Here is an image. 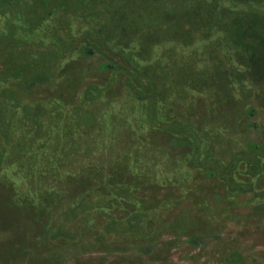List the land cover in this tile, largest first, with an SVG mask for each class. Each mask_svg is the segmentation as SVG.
Segmentation results:
<instances>
[{
  "label": "rangeland",
  "instance_id": "1",
  "mask_svg": "<svg viewBox=\"0 0 264 264\" xmlns=\"http://www.w3.org/2000/svg\"><path fill=\"white\" fill-rule=\"evenodd\" d=\"M196 2L181 43L144 29L142 0L112 29L73 8L15 21L70 55L41 85L0 84V264H264V28L237 24L264 3Z\"/></svg>",
  "mask_w": 264,
  "mask_h": 264
},
{
  "label": "trees",
  "instance_id": "2",
  "mask_svg": "<svg viewBox=\"0 0 264 264\" xmlns=\"http://www.w3.org/2000/svg\"><path fill=\"white\" fill-rule=\"evenodd\" d=\"M85 1L86 0H38L33 4H28V8H24L25 2H23V0H0V13L4 15L11 12L12 15L6 25L0 28V84H5L19 77V80H21L24 87L27 89L39 84L41 85L44 80L51 76L52 70L57 67V63L70 55V53L67 54L65 52L62 54L60 48H38L33 39L26 38L23 35V28L15 24L19 16L22 15L29 24V27H31L33 23L37 24L38 21H41L40 17L45 14L48 13L47 15L50 16L55 7L67 8V12L72 16H74V10H76L79 15H81V13H87L97 17L103 27L105 23H107L108 28L112 29L113 12L115 14V11L124 7V4L129 0H100L98 4L91 8H83L87 6ZM142 1L151 2L155 6L151 13V19L154 22L152 26L144 27V29H151L155 35L161 37L166 35L165 37L169 38L172 42L181 43L189 39L195 30L196 24L200 20L195 8L197 0ZM262 2L264 3V0H262ZM19 4L21 8H15L16 5ZM43 8L46 9L43 12L44 15L41 16L40 13ZM214 15L217 18L222 16L219 10H215ZM180 17L183 20V24L185 23L184 26H182V24L172 29L167 28L169 23L179 20ZM233 21L234 19L228 21L227 17H225L224 23L229 25ZM237 24L240 25L239 28L243 32H247L250 30L249 28L252 29L253 25H255L254 27H256V25H261V27L264 28V15L262 12H257L255 17L252 16L251 19L244 15L242 19H239ZM125 29L129 30L128 27ZM58 41L62 42V39ZM61 46L64 48L63 44ZM97 51L98 44L97 42H93V44H87L84 48H81L79 53L83 56H92ZM4 95L5 90H0V122L6 118L3 109L6 104L5 101L9 98ZM12 117L13 113L9 112V120H12ZM256 148L258 150H264L263 146Z\"/></svg>",
  "mask_w": 264,
  "mask_h": 264
}]
</instances>
